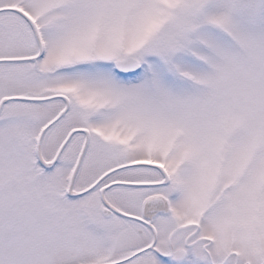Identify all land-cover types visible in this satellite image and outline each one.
I'll use <instances>...</instances> for the list:
<instances>
[{
    "label": "snow or ice",
    "instance_id": "obj_1",
    "mask_svg": "<svg viewBox=\"0 0 264 264\" xmlns=\"http://www.w3.org/2000/svg\"><path fill=\"white\" fill-rule=\"evenodd\" d=\"M0 264H264V0H0Z\"/></svg>",
    "mask_w": 264,
    "mask_h": 264
}]
</instances>
